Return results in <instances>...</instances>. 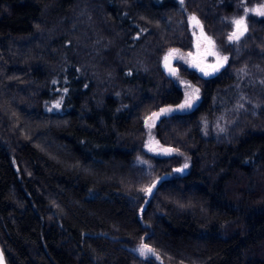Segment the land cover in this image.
<instances>
[{
	"label": "trees",
	"instance_id": "obj_1",
	"mask_svg": "<svg viewBox=\"0 0 264 264\" xmlns=\"http://www.w3.org/2000/svg\"><path fill=\"white\" fill-rule=\"evenodd\" d=\"M242 1L0 0L7 264H264V17L239 42L223 21ZM191 15L228 63L180 66L200 102L148 127L183 101L161 57L190 49ZM150 130L171 159L144 150Z\"/></svg>",
	"mask_w": 264,
	"mask_h": 264
},
{
	"label": "snow or ice",
	"instance_id": "obj_2",
	"mask_svg": "<svg viewBox=\"0 0 264 264\" xmlns=\"http://www.w3.org/2000/svg\"><path fill=\"white\" fill-rule=\"evenodd\" d=\"M180 2L183 3V0H180ZM249 14H252L253 16L264 17V3H261L260 5H257L252 8L244 7V15L231 21V23L234 25L235 30L228 35L227 39L229 42L239 41L241 37L244 36L245 33L248 31L247 16ZM191 20L193 22L194 27L201 28V37L206 42L207 47L204 49L203 52H201V45L199 43L200 38H198V43L196 45L197 53L195 55H193V53L191 52L188 53V57L191 58V60L188 62H190L193 67L198 68L202 73H204V75H211L212 73L219 71V69L223 67L224 63L227 62L228 57L221 56L217 51H215L214 41H212L210 37L204 36L203 29L200 25L199 20L195 16L191 17ZM178 53V49H171L163 58L164 67L168 70L170 75H176V70L171 67L170 61L174 57H177ZM208 56H214L216 58V62L214 64H206L205 61ZM178 58L185 59L183 55H179ZM186 87L191 89V91H186L185 99L182 104H180L177 108H161L159 112L152 113L151 116L146 118V125L148 127H154V120L158 119L161 115H167L176 111H184L186 109H190L193 106L194 101L199 99V89L193 88V86L190 84L186 85ZM59 106V103L55 105V107L57 108H59ZM150 150L154 149L150 148ZM161 151L165 154H168L174 150L166 149L161 146ZM187 167L188 165L185 164L184 168ZM177 171H183V169H177ZM152 187H155V185L153 184ZM152 187L145 188L144 191L148 194H151ZM138 251L141 256H155L154 249L149 247L147 244H141ZM0 264H4V256L2 252H0Z\"/></svg>",
	"mask_w": 264,
	"mask_h": 264
},
{
	"label": "rangeland",
	"instance_id": "obj_3",
	"mask_svg": "<svg viewBox=\"0 0 264 264\" xmlns=\"http://www.w3.org/2000/svg\"><path fill=\"white\" fill-rule=\"evenodd\" d=\"M246 1L247 0H243L242 1V5H243L242 7H238L232 13H228V14H226V15L223 16V21L228 26V30H227L228 35L232 31L235 30L234 29V25L231 23V21L244 15V7L252 8V7H255L257 5H260V4H256V5H253V6H248L247 3H246ZM193 16H195L199 20L200 25L202 26V29H203L204 36L210 37L212 39V41H214V43H215V51H217L221 56H227L228 57V60H229V56L227 54H225L221 50H218L219 48L217 46V40L211 34H209L207 32V30L205 29L202 21L196 15H191L189 17V29H190V35H191V47H190L189 50H186V51H180L179 50V53L177 54V57H174L170 61L171 67L176 70V75H170L169 72H168V70L164 67V59L163 58L169 52V50H167V52H165L162 55V57H161V64H162L163 70L166 72V74H167L168 77H170V78H173L174 77V80L181 86V88L183 90L184 98H183L182 103L184 102L186 91H191V89L187 88L186 85H189L190 84V85L193 86V88H198L199 89V99H197V100L194 101L193 106L190 109H186V110L181 111V112L190 111L194 106H196L200 102V100L202 98V94H201V89H200L199 86H197L196 84L192 83L188 79L183 78L182 76L179 75L180 74V71H181L180 66H188V68L190 70L197 72L200 76H202L204 78H211V77L216 76L220 71H222V69L228 63V60H227V62L224 63L223 67H221L219 69V71L214 72L211 75H204V73H202L198 68L193 67L191 65V63L188 62V61L191 60V58L188 57V53L191 52V53H193V55H195L197 53V47H196V45L198 43V38H200V40H199V43L201 45L200 51L203 52L204 49L207 47L206 42L201 37V28L200 27H194V25H193V22L191 20V17H193ZM247 18H248V16H247ZM247 26H248V31H249V23H248V20H247ZM248 31L245 33V35L242 37V39L247 35ZM98 40L99 39H97V41ZM179 55H183L185 57V59H179L178 58ZM215 62H216V58L214 56H208L207 59H206V61H205L206 64H214ZM159 120H160V118L154 120V125L157 124V121H159ZM218 127L219 128H222L221 125H219ZM161 146L163 148H166L167 149V147L164 146L161 143V141L155 136V134L150 130L148 132L145 140H144V145H143L144 150H146V152H148L150 155H154V156H158V157H165V158L171 159V157H172V155H173L174 152L172 151V153H170V154L169 153L168 154H165L164 152L161 151ZM150 148L151 149H154V150H150ZM159 150L161 151V154L160 153H157V151H159ZM139 163L142 164V165H144V167L145 166L148 167V163L145 162V160H141L140 159L139 160ZM167 164H171V160L169 162H167ZM177 169H183V171H179V172H183V173H187L189 171V167L184 168V165H180V166L176 167L174 171H177ZM164 177L165 176H163L161 178H158L156 180L154 179V181L151 184V187H152L153 184L158 183Z\"/></svg>",
	"mask_w": 264,
	"mask_h": 264
},
{
	"label": "water",
	"instance_id": "obj_4",
	"mask_svg": "<svg viewBox=\"0 0 264 264\" xmlns=\"http://www.w3.org/2000/svg\"><path fill=\"white\" fill-rule=\"evenodd\" d=\"M243 37V36H242ZM242 37H241V39H242ZM240 39V40H241ZM239 40V41H240ZM239 41H236V42H239ZM168 107H171V108H177L178 106H167V107H165V108H168ZM179 111H176V112H173V113H170V114H167V115H164V116H166V117H170L171 115H174V114H176V113H178ZM167 149H170V148H167ZM157 153H160L161 154V151L159 150V151H157ZM170 153H172V152H170ZM169 153V154H170ZM0 252H2V250H1V247H0ZM3 253V252H2ZM3 256H4V254H3ZM4 264H7V262H6V260H5V257H4Z\"/></svg>",
	"mask_w": 264,
	"mask_h": 264
}]
</instances>
